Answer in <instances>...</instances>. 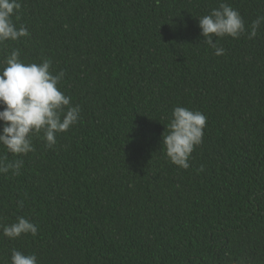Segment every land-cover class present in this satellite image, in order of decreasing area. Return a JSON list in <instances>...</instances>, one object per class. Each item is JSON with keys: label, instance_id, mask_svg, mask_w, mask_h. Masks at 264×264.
<instances>
[{"label": "trees", "instance_id": "1", "mask_svg": "<svg viewBox=\"0 0 264 264\" xmlns=\"http://www.w3.org/2000/svg\"><path fill=\"white\" fill-rule=\"evenodd\" d=\"M18 2L29 34L0 43V68L13 50L50 60L81 114L51 148L42 132L27 155L0 145L23 160L0 174V264L13 249L37 264H264V23L248 38L264 0ZM220 3L246 31L214 37L217 56L198 19ZM177 106L207 117L186 170L162 147ZM20 216L37 234L3 236Z\"/></svg>", "mask_w": 264, "mask_h": 264}, {"label": "clouds", "instance_id": "2", "mask_svg": "<svg viewBox=\"0 0 264 264\" xmlns=\"http://www.w3.org/2000/svg\"><path fill=\"white\" fill-rule=\"evenodd\" d=\"M20 9L18 0H0V43L16 41L29 34L24 26L17 28L14 23L13 17L19 19ZM198 21L201 35L217 56L223 55L225 50L217 46L218 40L214 37L237 39L246 31L242 16L228 3H220ZM262 23L264 16L252 22L249 39L257 36ZM51 67L50 60L39 64L23 63L19 59V50H13L0 68V107L3 108L0 110V122H3L0 145L9 153L23 156L33 152L32 137L41 132L45 146L51 148L56 143V134L67 132L80 119V106H73L71 97L58 87L65 73L60 71L53 75ZM206 122L207 117L200 111L179 106L173 109L166 126L167 134L162 137V147L172 164L185 170L190 167L192 153L203 142ZM22 166L20 159L13 162L0 159V174L11 171L13 175H19ZM20 206H23L22 202ZM37 231V226L23 216L3 226V236L10 239L29 233L35 236ZM11 264H37V257L13 249Z\"/></svg>", "mask_w": 264, "mask_h": 264}]
</instances>
